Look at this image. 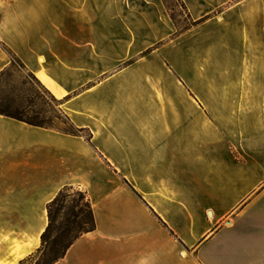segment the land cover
Masks as SVG:
<instances>
[{
	"label": "crops",
	"instance_id": "0c3cea01",
	"mask_svg": "<svg viewBox=\"0 0 264 264\" xmlns=\"http://www.w3.org/2000/svg\"><path fill=\"white\" fill-rule=\"evenodd\" d=\"M184 1L235 2L178 68L143 55L173 28L158 0H0V74L14 55L90 134L0 114V264L39 248L65 186L95 228L55 264H264V0Z\"/></svg>",
	"mask_w": 264,
	"mask_h": 264
},
{
	"label": "rangeland",
	"instance_id": "374dc122",
	"mask_svg": "<svg viewBox=\"0 0 264 264\" xmlns=\"http://www.w3.org/2000/svg\"><path fill=\"white\" fill-rule=\"evenodd\" d=\"M167 2L171 9V13L174 17V21L171 19L169 12L167 11L163 0H158L162 8L165 10L173 28L167 37L158 41L152 47L143 51V55L152 51L161 52L167 47H171V51L176 54V67L181 68L184 66L181 51H182V38L189 33L196 35L195 31L200 27H203L209 18H215L218 14L235 1H228L222 7L210 12L209 14L200 18H195L186 2L185 9L176 0H164ZM240 1V0H238ZM194 8L197 13L202 12V6L199 3H195ZM193 22H197L192 25ZM185 27H189L188 30H184ZM192 31V32H191ZM204 32L202 35H206ZM191 35V34H190ZM189 41V40H188ZM188 44H192L190 40ZM212 54L222 55L224 49L220 45V42L211 43L210 45ZM178 56V57H177ZM222 65L224 61H221ZM190 67H197L196 57L190 58ZM168 66L171 64L168 63ZM173 66V67H175ZM186 87V86H185ZM171 92V91H169ZM195 92H190L191 98L195 97ZM0 108H5L12 113H21L23 117L32 118L38 121L50 122L51 125L59 129H69L67 120L64 113L61 110V104L33 77V75L25 68L22 63H14L10 65L6 71L0 76ZM78 188H75V191ZM74 191V192H75ZM24 264H35V260H29Z\"/></svg>",
	"mask_w": 264,
	"mask_h": 264
},
{
	"label": "trees",
	"instance_id": "16d2710c",
	"mask_svg": "<svg viewBox=\"0 0 264 264\" xmlns=\"http://www.w3.org/2000/svg\"><path fill=\"white\" fill-rule=\"evenodd\" d=\"M176 1L182 6V8L185 9V5L182 0ZM163 2L169 12V15L171 16V19L174 21L175 19L171 13L170 7L166 1L163 0ZM196 23L197 22H193L192 25H195ZM188 29L189 27L184 28V30ZM14 63L21 62L14 55H12L11 65ZM56 100L62 104L61 100ZM62 112L67 120L69 129L55 128L50 122L26 118L23 117L21 113H12L5 108H0V114L13 117L30 125L55 128L74 135L82 134L90 139V134L85 129L78 128L73 125L65 112L63 110ZM75 188L76 187L73 186L63 187L55 198L47 204L48 221L40 236V246L34 253L20 261L19 264H24L32 259L35 260V264H55V262L64 257L69 247L78 237L95 228V220L90 201L84 191L79 188L75 191Z\"/></svg>",
	"mask_w": 264,
	"mask_h": 264
}]
</instances>
